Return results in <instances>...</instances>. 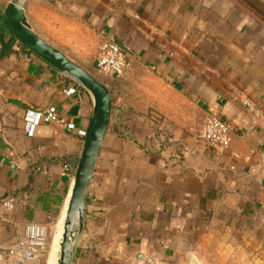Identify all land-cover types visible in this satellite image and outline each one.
Returning <instances> with one entry per match:
<instances>
[{
	"label": "crops",
	"instance_id": "1",
	"mask_svg": "<svg viewBox=\"0 0 264 264\" xmlns=\"http://www.w3.org/2000/svg\"><path fill=\"white\" fill-rule=\"evenodd\" d=\"M11 1L0 0V199L16 205L0 218L5 247L27 223H59L73 181L62 166L78 165L79 131L93 113L86 90L12 40ZM24 13L74 63L112 39L128 52L129 72L144 69L153 81L140 86L149 94L111 96L72 264H133L147 255L158 264H264V25L224 0H26ZM49 107L62 123L26 135L27 111ZM191 107L201 120L227 122L232 141H202Z\"/></svg>",
	"mask_w": 264,
	"mask_h": 264
},
{
	"label": "water",
	"instance_id": "2",
	"mask_svg": "<svg viewBox=\"0 0 264 264\" xmlns=\"http://www.w3.org/2000/svg\"><path fill=\"white\" fill-rule=\"evenodd\" d=\"M26 0H12L5 9V22L14 39L49 65L71 77L86 90L93 100V113L81 155L73 176L64 231L71 235L74 244H66L60 253L59 264H72L76 239L82 229L87 190L92 180L102 144L110 127L112 99L109 89L96 78L84 71L72 60L53 48L34 33L27 24L24 4ZM15 204L12 212L15 210ZM78 216V226L73 221Z\"/></svg>",
	"mask_w": 264,
	"mask_h": 264
},
{
	"label": "built area",
	"instance_id": "3",
	"mask_svg": "<svg viewBox=\"0 0 264 264\" xmlns=\"http://www.w3.org/2000/svg\"><path fill=\"white\" fill-rule=\"evenodd\" d=\"M129 58L128 52L116 41L105 39L96 55V70L109 77L119 78L126 72V61ZM66 95L75 93V89L65 92ZM246 107L252 105L247 101L243 102ZM25 134L32 136L37 126L51 122L62 123L59 119L55 107H49L44 111L29 110L25 115ZM87 131H79V135L86 137ZM199 137L211 147L227 146L232 141V132L230 125L218 117L211 116L205 121V126ZM62 176H74L77 165L71 163L63 164ZM15 201L13 198L0 199V218L6 220L9 212H12ZM48 227L49 224L27 223L24 226V234L13 243L10 247H5L2 236L0 235V264L10 258H17L20 263L24 264H41L36 262L44 259L48 250ZM133 264H158L154 256H144L140 261Z\"/></svg>",
	"mask_w": 264,
	"mask_h": 264
},
{
	"label": "rangeland",
	"instance_id": "4",
	"mask_svg": "<svg viewBox=\"0 0 264 264\" xmlns=\"http://www.w3.org/2000/svg\"><path fill=\"white\" fill-rule=\"evenodd\" d=\"M226 2H231L234 5L238 6V10L240 12L248 13L254 19L262 23L264 25V0H224ZM96 51V50H95ZM98 52V49L96 51V54ZM96 54L94 53V56L88 54L84 55L82 57H79L81 60V65L78 63H75L80 68H82L84 71L88 72L90 75H92L94 78H96L99 82L104 84L110 91V94L112 98H118L121 95H125V92L128 93L127 96L134 97L136 90L138 92L144 91L146 94H149L150 87L146 88V90L140 89V86L142 83L146 84L147 86H150L153 84L152 78L150 75L146 72L144 69H137V72L131 73V61L127 59L126 61V72L122 77L114 78L109 77L107 75L99 73L96 69L93 68L94 60ZM82 66V67H81ZM126 86V88H125ZM114 114L116 115V118L120 116L119 109L114 111ZM150 121L152 123L153 128L157 127L158 129H161V132H164L166 129L162 128V122H164V119H160L156 115L151 116ZM189 119L191 124V130H195V132H198V135L202 132L204 126H205V120H201V116L198 114L197 111L194 110L193 107H191V110L189 112ZM117 122V121H116ZM167 133V132H166ZM61 220V219H60ZM59 220V223H60ZM58 220L54 221V223H50L48 227V250L47 254L44 257L41 264H47L49 255L51 254L52 247H53V239L56 235V231H58L59 226ZM237 251L241 253L240 248H237ZM224 264H237V263H224Z\"/></svg>",
	"mask_w": 264,
	"mask_h": 264
},
{
	"label": "bare ground",
	"instance_id": "5",
	"mask_svg": "<svg viewBox=\"0 0 264 264\" xmlns=\"http://www.w3.org/2000/svg\"><path fill=\"white\" fill-rule=\"evenodd\" d=\"M71 188H72V186H71ZM70 195H71V191L69 193V198H68L67 204L65 206V209H64L63 214L61 216V220H60V223L58 226V231L56 233V237L54 240L53 251H52L49 263H47V264H59L60 253L62 251L63 246L66 244H71V245L74 244V238L71 235H68L66 237L65 231H64V224H65L68 204H69V200H70ZM76 226H78V216H76L74 221H73V229Z\"/></svg>",
	"mask_w": 264,
	"mask_h": 264
},
{
	"label": "trees",
	"instance_id": "6",
	"mask_svg": "<svg viewBox=\"0 0 264 264\" xmlns=\"http://www.w3.org/2000/svg\"><path fill=\"white\" fill-rule=\"evenodd\" d=\"M14 42H16V40L15 39H12ZM19 47H21L23 50H25L26 52H29L30 53V51L28 50V49H26L24 46H22L21 44H19ZM114 106H112V108H113ZM113 126V125H112Z\"/></svg>",
	"mask_w": 264,
	"mask_h": 264
}]
</instances>
